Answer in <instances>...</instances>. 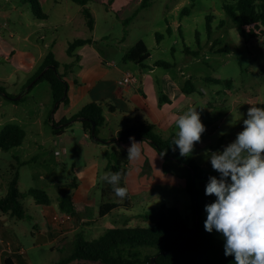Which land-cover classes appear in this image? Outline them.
I'll return each instance as SVG.
<instances>
[{
  "label": "rangeland",
  "instance_id": "rangeland-1",
  "mask_svg": "<svg viewBox=\"0 0 264 264\" xmlns=\"http://www.w3.org/2000/svg\"><path fill=\"white\" fill-rule=\"evenodd\" d=\"M40 2L46 14L59 12L49 15L51 23L38 18L29 3L0 0V87L8 94V97L0 94V132L8 124H17L27 134L19 147L8 151L0 147V198L6 194L8 181L15 173L19 174L18 188L24 195L21 200L24 219L5 223L7 234L13 235L14 246L20 243L26 253L21 259L25 264H56L70 255L78 234L91 241L107 228L150 227L143 214L161 204L177 205L185 218H192L191 197L183 187L184 181L166 172L165 159L146 142L141 144V158L128 162V177L123 185L128 189L127 196L120 199L115 193L103 191L108 183L102 182L100 176L106 172L110 160L106 148L101 144L96 147L89 136L85 137L81 123L76 120L71 121L73 124L62 135L53 133L58 115L54 114L50 85L45 81L34 84L31 80L40 66L32 61V51L38 52L35 44L39 43L45 51L51 49L63 65L70 62L66 51L70 42L91 39L97 52L109 55V59L123 66L126 51L143 41L150 52L145 67L133 62L126 65L146 72L152 69L154 79L169 74L180 83L191 81L195 89L186 94L189 104L183 112L189 107L196 108L200 119L214 126L201 139L207 138L216 146L222 135H225L223 145L234 141L243 130L248 108L260 107L264 102V37L249 44L243 41L224 10L225 4L233 3L231 0H149L144 8H140L142 0H88L86 7L95 23L93 31L86 26L80 4L58 0L54 8L52 0ZM60 17L71 22L64 26V22L56 21ZM37 22L45 29L38 27ZM26 37L30 39L25 41ZM159 62L166 67L157 66ZM226 81H231V85ZM175 119L171 120L173 125ZM128 120L132 125L138 124L135 116ZM115 123L123 124L125 119L119 117L109 122V127ZM167 125L162 123L163 132L157 128L154 133L162 139L173 138L174 135L165 133ZM103 130L104 126L99 138L105 137ZM128 146L123 148L127 151ZM218 147V151L223 150ZM189 157L199 166L207 163V168H203L214 172L207 154L192 153ZM89 160L99 166L93 177L95 184L86 187L77 178L76 170L85 167ZM22 162L27 163L21 165ZM32 188L44 189L51 199L50 205L37 204L33 197L27 196ZM74 190L76 213L70 216L61 212L59 203L62 196ZM104 203L117 207L101 217L99 211ZM55 215H66L68 220L60 224L53 220ZM206 215V212L202 215L204 220ZM211 234L224 240L215 229ZM12 249L9 245V253Z\"/></svg>",
  "mask_w": 264,
  "mask_h": 264
},
{
  "label": "trees",
  "instance_id": "trees-1",
  "mask_svg": "<svg viewBox=\"0 0 264 264\" xmlns=\"http://www.w3.org/2000/svg\"><path fill=\"white\" fill-rule=\"evenodd\" d=\"M29 3L38 18L48 19V15L43 12L40 0H19ZM80 4L83 9L82 15L85 18L89 31L94 30V18L89 8L86 7L88 0H70ZM149 0H142L140 8L148 5ZM233 3L224 5L225 12L232 20L234 28L238 31L246 44L254 39L264 37V0H231ZM159 36H157L158 38ZM91 39H75L68 45L67 55L73 61L61 64L58 62L53 51L48 50L43 58L38 72L31 80L37 78L48 66L54 69H47L36 81H45L50 85L53 103L68 104V95L65 94L68 81V73L78 63L79 57L76 50L90 44ZM193 54H196L195 52ZM150 52L143 41H138L130 47L123 56L125 62H133L143 66L149 59ZM157 66L166 67L165 63H156ZM63 67V73L60 68ZM220 82L221 80L216 79ZM228 86L231 81H226ZM191 81H187L183 87L184 93L194 91ZM0 94H8L0 87ZM260 107H264V102ZM58 106L56 107V110ZM110 107V111H113ZM55 110V111H56ZM105 105L102 102L90 103L79 110L70 118H62L59 122L53 123V133L62 135L74 120H80L83 132L86 133L95 144L100 143V128L105 125L104 116ZM94 124V128H93ZM57 127V128H56ZM153 124L143 121L138 125L125 129L121 135V141H129L133 137L136 141L148 143L154 150H157L165 159L163 167L166 172L184 181V189L191 197L192 218H185L179 206H169L161 204L153 207L143 214L144 220L151 224L150 227H124L107 228L99 237L86 241L78 234L72 242V251L68 257L63 258L56 264H69L77 262H99L101 264H152L151 259L155 257L156 264H235L233 256L224 255V240L214 237L204 230V219L202 217L204 206L214 202L215 196L205 195V186L209 176L219 174L214 171L205 170L188 157H181L179 149L172 145L173 138L162 139L160 135L154 133ZM26 137V131L17 124H8L0 132V147L3 151L22 145ZM109 162L107 170L111 172H121V187H124L125 178L128 174L127 152L113 150L107 154ZM27 162H22L21 165ZM174 170L171 172V170ZM19 174L8 181L6 194L0 198V216L7 215L14 219H24L25 209L21 202L24 195L18 188ZM74 181V180H73ZM104 192H113L112 186L104 187ZM35 199L37 204L48 206L51 199L44 189L32 188L27 193ZM117 207L114 203H104L100 207L99 215L104 217L107 213ZM59 208L61 212L70 216H75L76 209L71 194L64 195L60 199ZM196 213L199 215V224L195 232L187 237L196 226ZM4 264H15L11 258H6Z\"/></svg>",
  "mask_w": 264,
  "mask_h": 264
},
{
  "label": "crops",
  "instance_id": "crops-1",
  "mask_svg": "<svg viewBox=\"0 0 264 264\" xmlns=\"http://www.w3.org/2000/svg\"><path fill=\"white\" fill-rule=\"evenodd\" d=\"M52 1L55 4V8L58 5V0ZM41 6L43 7L42 4ZM57 13L59 12H55L54 10L52 14H47L48 19H46V21L50 22L49 15H55ZM4 15L5 17L7 16V14ZM56 21L58 23L64 22V26L71 22L62 17L56 19ZM50 23L47 25H51ZM40 24L41 23L37 22L38 27L45 29V27ZM31 35L32 33L29 36L31 37ZM30 37H26L25 41H27L28 38L30 39ZM30 45L31 43L28 46ZM36 45L38 47V52L32 51L34 53L32 61L40 65L48 51H45L41 44L37 43L35 46ZM76 54L79 57V61L66 77L68 81V104L59 103L58 109L54 112L55 116L58 115L57 120L55 117V122H59L64 117H72L85 105L94 102H102L105 105L104 116L106 118L104 125L105 130L103 131H106V133H104L105 137L103 135V137L100 136L102 142L95 145H97L96 147H100L99 145L101 144V147L104 149L106 148V155L113 152V150L127 152L124 149L125 147L123 148V145L126 146L130 144V140L126 142L121 141L120 134L125 129L138 125L129 123L128 118L131 116H135L138 123L146 121L153 124L155 129H159V132H163L160 125L167 122L168 131L165 133L171 134L170 136L174 135L172 132L176 129L175 125L171 123V120L178 114H182L183 110L189 104L186 100L187 93L183 91V87L188 80H185L184 83H180L179 81H175L169 74H161V76L154 79L152 76L154 71L152 69L146 72L145 70L142 71L141 69L137 70L136 68H131L126 65V62L123 60L124 55L122 56L124 65L119 66L114 60L109 59V55H101L97 52L93 48L92 42L79 48L78 51L76 50ZM69 59L70 62L73 61L72 58ZM144 65L140 67H145ZM129 72L135 74L137 81L127 87L120 86L118 81L124 74ZM27 91H29V89H27ZM110 107L114 108L113 111H110ZM119 117L122 120L125 119V123H115L113 127H109V122H113ZM203 120L204 119H201L206 130L211 131V127L214 126L211 125L210 127L207 125V122ZM77 121L80 122V120H76V122ZM72 122L69 123L70 126L73 124ZM100 134L101 133H99V135ZM84 135L85 137L88 136L86 133H84ZM219 142L220 144L217 143L216 146H214L207 138H202L200 143L195 144L193 153L207 154L209 151H218V146L221 148L227 145H223L225 142V135L221 136ZM34 143L36 142L34 141ZM98 166L96 161L89 160L85 167L76 170V174L79 176L77 178L82 180V185L85 186V184H87V187L92 183L95 184L96 180L93 179V177L98 174ZM107 166L108 164L105 167L106 172H108ZM200 166L207 168V163H203ZM127 177L128 175L126 179ZM74 186H78V183H75ZM71 196L76 208V190H74ZM7 217L9 216H0V264H4L6 258H11L15 264H25L21 257L26 253L22 255L15 253L16 250H21L23 247H21L20 243L14 246L11 241L13 235L9 237L5 230L6 221L14 219ZM8 244H10V247L14 250L12 253H9Z\"/></svg>",
  "mask_w": 264,
  "mask_h": 264
},
{
  "label": "clouds",
  "instance_id": "clouds-1",
  "mask_svg": "<svg viewBox=\"0 0 264 264\" xmlns=\"http://www.w3.org/2000/svg\"><path fill=\"white\" fill-rule=\"evenodd\" d=\"M246 115L243 130L234 141L222 151L207 153L219 178L209 176L205 186V195L216 199L204 206V230L211 233L215 229L222 234L224 255L233 256L235 264H264V107L250 106ZM174 125L172 145L181 157H188L201 142L206 127L193 107L178 114ZM129 140L127 158L139 160L143 141ZM122 175L108 171L100 176L120 199L128 194L126 187L119 186Z\"/></svg>",
  "mask_w": 264,
  "mask_h": 264
},
{
  "label": "built area",
  "instance_id": "built-area-1",
  "mask_svg": "<svg viewBox=\"0 0 264 264\" xmlns=\"http://www.w3.org/2000/svg\"><path fill=\"white\" fill-rule=\"evenodd\" d=\"M136 81H137V79H136L135 74L129 72V73L124 74V76L118 81V84L122 87H127L130 84L135 83ZM53 220L55 222H59L60 224H65L68 220V216H66V215H61V216L55 215V216H53ZM8 245H10V244H8ZM15 253L20 254V255L24 254V252L22 250H16Z\"/></svg>",
  "mask_w": 264,
  "mask_h": 264
},
{
  "label": "water",
  "instance_id": "water-1",
  "mask_svg": "<svg viewBox=\"0 0 264 264\" xmlns=\"http://www.w3.org/2000/svg\"><path fill=\"white\" fill-rule=\"evenodd\" d=\"M47 69H54V66H52V65H50V66H48L45 70H43V72L37 77V78H35L34 79V82L47 70ZM67 92H68V87L66 86V91H65V94H67ZM61 101H57V102H55V104H54V110L56 109V107L59 105V103H60ZM93 128H94V124H93ZM92 136H93V138H95V139H97V140H99L100 142H102V140L100 139V138H98V137H95L94 136V130L92 131ZM198 224H199V215H198V213H196V226H195V228L192 230V232L187 236V237H189L193 232H195L196 230H197V228H198ZM151 262H152V264H156L155 263V257H152V259H151Z\"/></svg>",
  "mask_w": 264,
  "mask_h": 264
}]
</instances>
